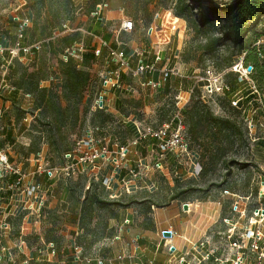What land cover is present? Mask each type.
<instances>
[{"label": "rangeland", "instance_id": "1", "mask_svg": "<svg viewBox=\"0 0 264 264\" xmlns=\"http://www.w3.org/2000/svg\"><path fill=\"white\" fill-rule=\"evenodd\" d=\"M196 1L201 8L193 9L194 14H207L210 6L222 7L234 2ZM95 2L122 8L137 29L130 38L122 34L119 37L129 45L139 46L146 42L144 31H139V24L145 29L155 13H173L176 0H0V45L3 48L12 46L17 19L26 17L29 21L24 43L38 46L34 54L21 55L17 63L10 61L8 68L7 64L4 67L0 65V150L26 174L23 185L17 187L12 186L9 175L0 177V260L3 264H27L32 259L36 264H66L75 246L85 257L115 258L120 250L119 244L129 247L135 234L150 226L153 210L163 207L151 205V212H146L144 207L147 203L126 205L130 197L136 195L137 202L146 199L163 204L171 195L177 194L178 199L174 200L177 202L217 203L220 218L212 228L214 242L222 247L226 245L225 232L232 233L233 237L242 234L243 237L239 238L246 251L244 264H257L258 255L249 244L252 242L251 232L254 236L258 232L261 235L258 253H264V82L256 83L253 72L247 75L244 68L231 69L225 79L230 83L232 93L202 99V103H206L215 115L235 119L242 133L241 137L237 135L233 145L226 147L224 155L215 164L208 166L204 176L200 175L201 169L209 155L198 144L188 139L187 154L176 157L177 153L167 152L160 158L161 169H157L158 141L151 142L145 138L133 144V135L127 129L131 124L135 128L150 127L158 131L166 124L169 134L175 129L177 118L184 126L185 116L181 109L189 99L183 106L178 104V91L173 89L176 86L173 81L167 82L164 89L151 91L140 88L136 79L127 78L124 83L131 91H116L108 95L111 99L104 110L110 117L105 121L94 115V102L100 87L99 74L106 66L105 51L100 60L90 62L87 67L90 84L80 102L77 96L68 102L61 99L60 80L46 85L50 93L44 99L50 94L53 96V100L47 103L49 106L45 105L44 99L40 100L37 89H28V85L43 81L51 74L61 76L59 61L66 49L62 42L64 36L78 33L79 42L86 44L84 31L91 22L90 12ZM139 19L143 22L139 23ZM213 24L218 26L220 23L214 21ZM249 24L252 28L242 44L225 42L213 51H207L204 42L206 38L218 35L219 31L213 28L195 31L188 28L185 21L178 42L166 35H162V40L178 46L174 60L185 68L186 74L194 69L200 71L208 64L216 70L228 69L233 65L239 66L250 44L264 52V15ZM75 43L77 41L71 45ZM19 83L23 87L15 90ZM250 89L255 90L259 105L246 96ZM27 91L30 93H25ZM234 92L242 97L239 107L243 103L246 105L244 119L241 118L243 111L232 109L238 108L230 102ZM116 96L119 99H115ZM57 99L61 107H65L64 111L58 109ZM86 109L85 114L83 111ZM86 130H91L94 136L104 135L109 139V158L104 162L97 161L103 166L98 173H82L74 168L51 180L44 173L40 176L34 173L37 163L65 166L63 154L72 149L74 142ZM7 131L10 137L6 138ZM119 145H128V165L131 163L136 168L141 159V179L139 176L129 178L124 175L125 171L115 167L114 157ZM142 158L147 160L146 164ZM198 168L200 170H196ZM112 175L106 184L104 177ZM28 181L38 184V190H26ZM92 181L97 182L96 197L103 203L92 202L81 211L87 191L88 197H93ZM126 228H130L129 234L125 233ZM115 236L120 239H114ZM50 243L53 244V254L47 249ZM260 261L264 263V259Z\"/></svg>", "mask_w": 264, "mask_h": 264}, {"label": "built area", "instance_id": "2", "mask_svg": "<svg viewBox=\"0 0 264 264\" xmlns=\"http://www.w3.org/2000/svg\"><path fill=\"white\" fill-rule=\"evenodd\" d=\"M107 8L106 2H101L93 8L90 12V16L94 18H98L100 16L101 10ZM28 18H20L17 19V29L14 38V42L10 48H3L0 45V55L3 56L4 52L10 55V57L4 60V64L9 65V62L13 59H19L20 56H26L34 54V49H38L37 45H25L23 43L24 39V31L28 26ZM134 28L133 21L131 19L123 18L120 21V24L117 28H115V36L117 37L121 31L130 32ZM116 41V39H115ZM101 46L106 49V61H105V69L99 74L100 86L99 93L96 96L94 102V110L96 109H104L103 106V90H115L120 89L122 87L121 75L122 73H126L134 78H139L140 76H147V79L141 81L142 86L148 87L152 91L159 90L163 85H165L172 77L177 78L179 80H190L192 81L190 87V94L193 89H198L200 91L201 99L215 96V95H226L232 93V88L230 83L226 81V74L231 71V69H235L237 66L233 65L232 68L216 70L213 65H206L200 71L198 69L192 70L189 74H186L184 70L181 68L180 64L171 63L170 57L165 56L164 58L161 55V51L153 52L147 48H139L135 51V64L132 65L130 62V56H128L123 49L118 47H113L109 45L107 42L102 41ZM8 51V52H7ZM85 52V47L83 42H77L66 48L61 55V59L66 61L68 57H71L78 62L82 59V54ZM94 54L96 57L99 56V51L95 50ZM257 55L259 59H262L264 54L260 50H257ZM4 59V57H2ZM243 59V58H242ZM242 59L238 67H242ZM162 61L161 66H157L159 62ZM3 64V65H4ZM4 67V66H2ZM5 67V69H6ZM242 69V68H241ZM248 70V69H245ZM245 74H249V70L245 71ZM153 75H156V78H153ZM59 80L58 76L49 75L45 80H41L39 82L40 86H46L47 84L56 82ZM12 90V88H10ZM173 89H177L176 86H173ZM26 97L28 94L25 95ZM179 98V96H177ZM242 97H238L236 92L232 94L231 104L233 106H240V100ZM175 129L167 134L168 125H163V128L155 131L150 127L142 128L136 127L137 136L133 138L132 143L136 144L139 141L149 137L155 138V142H157L156 146L158 148V156L156 167L157 169H161L160 160L164 157L167 152L177 153L176 157H179V154H187L188 152V140L184 133V126L182 122L177 118ZM109 139H107L104 135L94 136L91 130H86L84 135L77 139L72 149L63 154L64 161L66 163L65 166H49L46 164H36L35 165V174L46 175L47 179H54L59 176L63 171H70L77 169L78 172H87V165L93 164L96 165L95 162L100 159L102 162L104 160H108L109 158ZM128 145H119L116 150V157H114L115 167L124 169L129 178L138 177L141 179V171L142 168L140 164H137V167H128L127 164V155L129 154ZM40 157V154H37ZM161 158V159H160ZM196 170H200L199 168ZM9 175L12 178V186L17 187L23 185L24 180L26 178L25 172H23L19 167L14 166L6 153L0 150V177H5ZM111 181V178H106L105 183ZM39 188V185H35L33 181L26 182V190L35 192ZM224 223H227L226 219H223ZM171 234H175L174 231L168 230ZM244 233V232H240ZM214 234V233H213ZM213 234L212 237L213 238ZM246 234V230H245ZM233 234L230 232L226 233V245L229 248H234L235 252L234 258L230 259L232 264H243V257L241 255L240 249H244L245 246L243 242L240 241L239 237H243L242 234L239 237H233ZM261 235L257 232L254 236L253 232H251V243L249 244L250 249L258 255L257 264H261V259H264V253H258L259 247L257 246L258 241L260 240ZM208 236L203 240H199L196 243L191 244L190 252L184 255H180L177 258L178 264H190V260L194 261V264H202L203 262L207 263L212 255L214 254V250L212 248L207 249L202 255L197 256L194 253L199 250V248H204L208 243ZM232 238V239H231ZM114 239H118V236H115ZM53 244L50 243L47 245V249H50L51 253H54ZM172 246H168L167 250L171 253L173 252ZM41 252V250H39ZM73 256L72 262L74 264H87L92 261V258L85 257L81 255L80 249L78 247L73 248ZM127 257H130L127 255ZM226 260H218V262L224 263ZM98 264H103V260H98ZM107 264H115V259H109ZM138 264V263H134ZM141 264V263H140ZM144 264V263H143ZM145 264H153L152 261H149ZM264 264V263H263Z\"/></svg>", "mask_w": 264, "mask_h": 264}, {"label": "crops", "instance_id": "3", "mask_svg": "<svg viewBox=\"0 0 264 264\" xmlns=\"http://www.w3.org/2000/svg\"><path fill=\"white\" fill-rule=\"evenodd\" d=\"M123 18L130 19L124 15V11L122 8L110 6L108 3L107 8L101 10L100 16L98 18L91 17V22L87 24L86 29L84 31L87 34L86 44L83 42L85 47L84 53H92L93 51L98 50L99 56L97 61L100 60V58L104 55V51L106 52V49L101 46V42L105 41L113 47L119 46L121 49H123L126 54L130 56V62L132 65L135 64V51H137L139 48H147L152 50L153 52L160 50L163 58L165 56H169L171 63H175L177 65L180 64L177 60H174L175 57H177V50L179 49L178 46H174L173 43L169 45V40H162V35L164 37L165 35L168 37H173V40L175 39V41L177 40L178 42L180 39V33L184 29L183 19L178 18L173 13L169 12L155 13V15L152 17L151 22L146 26L145 29L143 25L139 24V31H144L146 42L141 43L138 46L134 45L133 43L129 45V43L123 42L119 37L121 34L125 35L127 38L132 37V33H134V31L137 29L135 26V22H133L134 28L132 29V31H121L117 37L115 36V28L118 27L120 21ZM174 18H177L180 23L177 21L174 23ZM138 22L142 23L143 20L139 19ZM158 30H160L159 33ZM161 65L162 61L159 62L157 66L159 67ZM156 77V75H153V78ZM127 78L131 80L136 79L140 88H142L143 90H150L148 87L141 85V81L147 79V76H140L139 78H134L126 73H122V87L120 89H115L112 91L103 90V106H106L107 101L111 99V97H109L108 95H113L112 92H120L127 90L131 91L130 88H127V84L124 83ZM172 81L176 84V90L178 91V104L180 106H183L190 98V87L192 81L183 79L179 80L177 78L172 77L168 82ZM165 85H163L160 89H164L163 87ZM116 98L119 99L117 96L115 97V99ZM142 160L143 163L146 164L147 160L143 158ZM97 161L101 160L98 159ZM97 161L95 162L96 165H87L86 168L89 172L93 171L95 173H98V171L102 169V163ZM140 162L141 159L138 160L137 164L141 165ZM132 166L134 165H132L131 163L128 165V167ZM119 170L125 171L121 168H119ZM124 173V175L128 177L126 171ZM117 174L118 176L121 175L120 172H118ZM40 175L43 174H37V176ZM109 177L113 178V175L112 177ZM106 178L108 177H104V179ZM183 204L187 205L186 210L183 209ZM219 218L220 208L217 203L215 204L212 202L200 201H172L167 206L157 207L153 210V220H151L150 222L152 227L150 225L139 230V232L135 234L134 238L131 239L132 242L128 245L129 247L123 244H121L120 246L119 244L120 250L117 254H115V258L113 257L101 260H103V264H107V261L109 259H115V264H145L149 261H152L153 264H178L177 258L180 255L189 253L191 244L196 243L199 240H203L205 237L208 236V243L205 245L204 248H199V250H197L194 255L200 256L207 249L212 248V250H214V254L212 255L211 259L207 263L203 262L202 264H232V262H230V259L234 258L233 252H235V249L229 248L227 245L221 247L216 244L217 242H214V234L212 228L215 226L216 223H218ZM168 230L174 231L175 234H171L170 237H163L162 232ZM129 231L130 228H126L125 233L129 234ZM212 234L213 238H211ZM119 239L120 237L118 236V240ZM224 242L226 243L225 239ZM169 245L172 246V253L167 250V247ZM240 251L243 257L244 264L246 255L245 248L240 249ZM73 254L74 253L72 252L71 255L73 256ZM127 255H129L130 257H127ZM72 256L70 261H68L66 264H74L72 262ZM219 259L226 261L224 263H221L218 262ZM98 260L100 259H92V261L87 264H98ZM190 264H194V261L190 260Z\"/></svg>", "mask_w": 264, "mask_h": 264}, {"label": "trees", "instance_id": "4", "mask_svg": "<svg viewBox=\"0 0 264 264\" xmlns=\"http://www.w3.org/2000/svg\"><path fill=\"white\" fill-rule=\"evenodd\" d=\"M197 2L198 1L196 0H176L173 8V14L176 17L183 19L186 22L187 27L191 28L192 30L202 31L205 29L207 31L209 28H213V30L219 31L218 35L206 38L204 42V48L207 51H213L216 49V47L222 45L225 42H230L232 44H242L246 33L250 30V28H252V26L249 24L250 21L264 15V0H234L233 4L226 3L222 7L210 6L207 8V14L203 12H196V14H194L193 9L201 8L197 6ZM97 4L99 3L95 2L92 10ZM213 15H217L216 18H212ZM214 21L220 24H218V26H213L217 25L213 24ZM27 29L28 28H26L24 31L23 43L26 37ZM79 40L80 34L73 33L71 36H64L62 42L66 48H69L72 46V42H79ZM257 50L260 49L255 46H251V44L247 46L245 55L242 59V66L249 70L248 75H250L252 72L254 75H256L254 78L256 83L259 84L264 82V56L262 59H259ZM260 51L262 52V50ZM4 54L7 53L4 52ZM4 54L3 56L0 55L1 66H3L4 60L7 59ZM2 57H4V59ZM97 59L98 57H96L93 51L92 53H83L80 62L71 57H68L66 61H63L62 59L59 61L61 76L59 75L58 78L61 81V99L68 102L71 101L73 96H77L78 102L82 100L84 91L90 84V75L87 67H89L90 62H95ZM13 62L17 63V59L13 58L11 63ZM227 65H229V62H227ZM229 72L227 74H229ZM20 78L23 79L24 76L21 75ZM39 81L40 80L28 85V89H37V91L40 92V100H43L44 97L50 92L46 89V86H40ZM22 87V84L19 83L17 86H15V90L21 89ZM98 89H101V86ZM25 93L29 94L30 92L27 91ZM246 96L250 97V99H252L256 105H259V102L256 100L255 90H248ZM52 100L53 96L50 94L46 99H44L43 102H45L46 105ZM56 102L58 109L64 111L65 107H61L60 100L57 99ZM47 105L49 106L50 104ZM232 109L236 112L243 111L241 118L244 119L246 112L245 103L242 104L240 109L235 107H232ZM86 111L87 109L83 112L86 114ZM181 113L185 116L184 126L185 133L188 136L187 140L189 139L191 142H193V144H198L201 146L203 151L207 152L209 155L207 163H204L203 168L201 169L202 172L200 175L204 176L206 170H208V166L215 164L217 160L224 155L226 147L233 145L237 135L240 136L242 134L240 127L238 126L235 119L215 115L206 103H202L200 91L198 89H193L188 102L181 109ZM94 115L95 118H102L104 121L110 117V114L104 109L94 110ZM127 126V129L132 133L133 138L136 137V128L131 124H128ZM5 137H10L9 131L5 133ZM149 139H151V142L156 141L155 138ZM97 185V182L92 181V192H90L92 193L93 197L90 199L88 197L89 191H87V194L81 205V211H84L88 205L92 204V202L100 205L103 203L98 197H96L97 195L95 193V189ZM136 198V195H132L126 205L147 203L144 208L147 210L146 212H151V205L167 206L170 202L177 200L178 195H171L163 204H157L152 200L146 199H143L141 202H137ZM0 264H3L2 260H0ZM5 264L9 263L6 262ZM27 264L36 263L32 259L28 261Z\"/></svg>", "mask_w": 264, "mask_h": 264}, {"label": "water", "instance_id": "5", "mask_svg": "<svg viewBox=\"0 0 264 264\" xmlns=\"http://www.w3.org/2000/svg\"><path fill=\"white\" fill-rule=\"evenodd\" d=\"M183 209L186 210L187 209V205L186 204H183ZM162 235L163 237H170L171 236V233L169 231H163L162 232Z\"/></svg>", "mask_w": 264, "mask_h": 264}, {"label": "bare ground", "instance_id": "6", "mask_svg": "<svg viewBox=\"0 0 264 264\" xmlns=\"http://www.w3.org/2000/svg\"><path fill=\"white\" fill-rule=\"evenodd\" d=\"M173 20H174V21H173L174 23H175L176 21L180 23V21H179L177 18H174ZM237 67H238V66H237ZM249 67H250V66H249ZM241 68H244V70L246 69V67H243V66H242ZM245 71H248V70H245Z\"/></svg>", "mask_w": 264, "mask_h": 264}]
</instances>
